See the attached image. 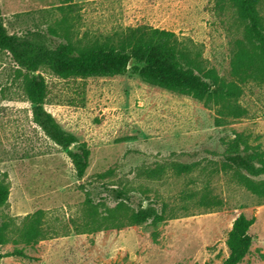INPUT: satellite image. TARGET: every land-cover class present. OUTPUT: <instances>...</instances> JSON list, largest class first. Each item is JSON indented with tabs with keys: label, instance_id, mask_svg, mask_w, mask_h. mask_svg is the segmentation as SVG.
Returning a JSON list of instances; mask_svg holds the SVG:
<instances>
[{
	"label": "rangeland",
	"instance_id": "374dc122",
	"mask_svg": "<svg viewBox=\"0 0 264 264\" xmlns=\"http://www.w3.org/2000/svg\"><path fill=\"white\" fill-rule=\"evenodd\" d=\"M259 8L263 13L264 0ZM0 15L9 34L48 47H81L139 25L169 30L202 70L239 86L235 103L244 110L225 116L131 72L62 79L41 68L34 74L46 84L44 109L89 149L77 179L67 150L33 122L28 73L0 50V184L8 190L0 207V264H223L239 215L254 222L237 264H264V197L224 168L235 140L241 155L258 153L264 161V83H237L231 75L236 44L245 39L233 8L219 10L216 0H0ZM252 179L261 182L264 174ZM121 200L133 209L164 207L166 218L92 231L90 213L102 216ZM35 214L49 236L26 245L19 236Z\"/></svg>",
	"mask_w": 264,
	"mask_h": 264
},
{
	"label": "trees",
	"instance_id": "16d2710c",
	"mask_svg": "<svg viewBox=\"0 0 264 264\" xmlns=\"http://www.w3.org/2000/svg\"><path fill=\"white\" fill-rule=\"evenodd\" d=\"M261 0H216V7L223 10L231 7L244 23V41H238L231 61V75L237 83L258 81L264 83V12L260 11ZM0 50L9 54L12 61L25 70L28 76L24 93L31 105L33 122L55 145L67 150V157L77 179H82L88 167L89 149L71 133L63 130L53 116L44 109L46 84L43 77L34 74L41 68L48 69L55 76L67 78H111L131 72L146 84L170 92L191 96L205 106L213 104L225 116L239 117L244 110L235 103L240 96V88L235 82L224 84L219 81L214 70H202L195 59L180 49L176 35L165 29L147 25L128 27L102 41H94L76 47L69 41L55 42L50 47L35 39H27L9 34L0 15ZM132 62L129 65V62ZM224 168L233 170L238 182L252 194L264 197V180L256 178L264 174V161L260 154L243 156L239 153V142L229 146ZM258 159L259 166L254 165ZM180 172L188 171L185 165L177 166ZM244 172V174H243ZM117 197L123 194L114 191ZM8 190L0 184V207L7 199ZM91 203V202H90ZM92 205V204H91ZM92 231L122 226L141 225L147 222L160 223L165 220V208L160 211L153 206L130 208L124 201L118 202L112 210L99 216L90 213ZM23 225L20 240L26 245H34L49 236L40 224L37 214ZM254 218L239 215L232 223L225 245L228 257L223 264H237L244 257L251 243L248 230ZM0 225V245L4 239ZM12 255L26 257L16 251Z\"/></svg>",
	"mask_w": 264,
	"mask_h": 264
},
{
	"label": "water",
	"instance_id": "95a60500",
	"mask_svg": "<svg viewBox=\"0 0 264 264\" xmlns=\"http://www.w3.org/2000/svg\"><path fill=\"white\" fill-rule=\"evenodd\" d=\"M131 64H132V62L130 61V62H129V65H131Z\"/></svg>",
	"mask_w": 264,
	"mask_h": 264
}]
</instances>
